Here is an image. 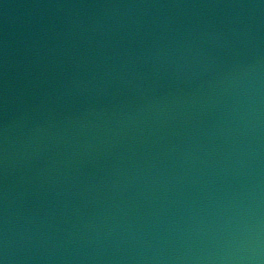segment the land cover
<instances>
[{"label":"water","instance_id":"obj_1","mask_svg":"<svg viewBox=\"0 0 264 264\" xmlns=\"http://www.w3.org/2000/svg\"><path fill=\"white\" fill-rule=\"evenodd\" d=\"M0 264H264V0H0Z\"/></svg>","mask_w":264,"mask_h":264}]
</instances>
